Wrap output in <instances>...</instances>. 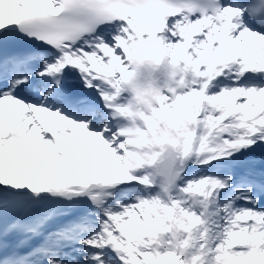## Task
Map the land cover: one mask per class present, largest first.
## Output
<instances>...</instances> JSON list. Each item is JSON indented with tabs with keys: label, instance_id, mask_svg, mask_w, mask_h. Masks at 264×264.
<instances>
[{
	"label": "snow or ice",
	"instance_id": "1",
	"mask_svg": "<svg viewBox=\"0 0 264 264\" xmlns=\"http://www.w3.org/2000/svg\"><path fill=\"white\" fill-rule=\"evenodd\" d=\"M0 264H264V0H0Z\"/></svg>",
	"mask_w": 264,
	"mask_h": 264
}]
</instances>
